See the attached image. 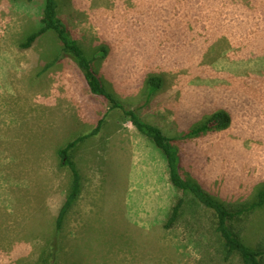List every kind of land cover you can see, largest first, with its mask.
Instances as JSON below:
<instances>
[{
	"label": "rangeland",
	"instance_id": "obj_1",
	"mask_svg": "<svg viewBox=\"0 0 264 264\" xmlns=\"http://www.w3.org/2000/svg\"><path fill=\"white\" fill-rule=\"evenodd\" d=\"M44 1L0 0V264H200L216 235L213 213L173 188L153 138L91 92L54 32L19 48L40 27ZM58 2L105 89L167 132L183 136L215 111L211 95L250 94L245 110L253 120L177 145L185 174L213 197L235 207L258 200L264 0ZM150 78L164 83L152 99ZM101 118L99 132L70 151L82 189L55 241L57 209L72 183L58 150L90 134ZM176 195L186 200L184 210L167 228ZM236 228L255 248L264 236V206Z\"/></svg>",
	"mask_w": 264,
	"mask_h": 264
},
{
	"label": "trees",
	"instance_id": "obj_2",
	"mask_svg": "<svg viewBox=\"0 0 264 264\" xmlns=\"http://www.w3.org/2000/svg\"><path fill=\"white\" fill-rule=\"evenodd\" d=\"M49 31L54 32L63 46V51L73 57L79 68L83 71L91 92L107 98L113 108L123 109L126 116L135 126L153 138L156 147L165 159L167 174L173 188L178 193L183 192V194H189L194 202L212 211L214 218L212 224L216 235L210 240L212 243L207 245L209 243L207 242V253L202 254L199 263L264 264V236L260 239L257 246L253 248L243 241L236 228V223L239 220L241 221L243 216L264 206V190L258 192L257 201L246 203L240 207L224 204L208 193L198 181L185 174L180 149L177 145L179 138L190 139L228 127L231 123V114L229 111L220 109L216 112L203 115L189 131L184 132L183 136H179L178 132H167L162 127L142 119L136 110L125 109L123 102L115 98L105 89L100 75L93 67V61L86 55L82 46L72 38L70 25L61 13L58 0L44 1L40 27L30 34L25 41L21 42L19 48L22 50L32 48ZM58 61V58H56L53 62L47 63L43 71H46ZM147 87L150 89L149 97L152 99L162 89L163 82L160 78H150L147 80ZM103 121L101 118L97 127L90 134L79 136L58 150L61 164L68 166L71 170L72 183L66 199L63 200L57 209L54 222L55 241L57 238L56 235L63 229L66 217L77 201L82 189L81 173L77 164L72 159L70 151L79 142L96 135ZM185 201L183 196H175V202L166 223L167 228H172L179 222L184 210Z\"/></svg>",
	"mask_w": 264,
	"mask_h": 264
},
{
	"label": "crops",
	"instance_id": "obj_3",
	"mask_svg": "<svg viewBox=\"0 0 264 264\" xmlns=\"http://www.w3.org/2000/svg\"><path fill=\"white\" fill-rule=\"evenodd\" d=\"M163 88H164V83H163L162 89ZM162 89L158 93H161ZM243 94L244 93H242L239 89H235L234 91L230 92V98L227 100L219 99L220 97L218 95H215L214 97H213V95H211L209 97L210 99H214V101L216 102V103H214V105H216L218 107L215 111H212V112H216L220 109H225V110L229 111V113L231 114V123L227 128L238 125L240 121L246 122L247 120L251 121L254 119L252 116H250V114L247 113V110H245L246 107L252 106L251 103H252L253 98L251 97L250 94H246V96ZM212 112H210V113H212ZM198 114H203V113L199 112ZM227 128H224V129H227ZM220 130H217L214 132H218ZM209 133H211V132H209ZM244 133H248V131L244 130L241 135H244ZM207 134H205V135H207ZM243 160H245V155H243Z\"/></svg>",
	"mask_w": 264,
	"mask_h": 264
}]
</instances>
